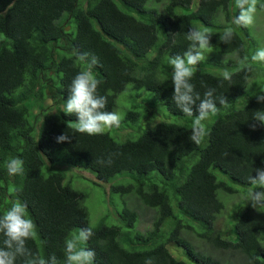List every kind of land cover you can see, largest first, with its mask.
<instances>
[{
	"label": "trees",
	"instance_id": "trees-1",
	"mask_svg": "<svg viewBox=\"0 0 264 264\" xmlns=\"http://www.w3.org/2000/svg\"><path fill=\"white\" fill-rule=\"evenodd\" d=\"M119 1L125 9L114 0H0V214L24 203L37 226L27 246L44 259L55 255L58 264H64L65 240L84 227L94 233L86 244L96 253L94 264H145L149 258L152 264H264V207L239 212L234 238H228L229 226H216L224 208L218 192L237 189L213 170L252 186L248 177L264 169V126L252 116L264 110L256 99L261 90L253 86L264 82V67L251 61L248 29L232 23L235 0H154L150 7L148 0ZM261 4L257 10L264 13ZM190 27L212 33L211 48L238 56L231 84L223 74L195 70L191 83L201 98L215 88L214 96L226 99H217V106H228L200 144L189 138L193 125L149 124L157 103L188 117L172 101V74L161 70L187 50ZM226 27L234 32L228 44L219 39ZM83 53L98 58L90 70L101 81L98 94L107 97L104 111H114L120 93L129 104L120 126L99 135L74 132L77 117L64 113L72 79L89 70ZM246 65L251 71L243 70ZM143 90L154 100L147 127L140 129L141 113L149 110ZM66 132L71 142L58 143ZM110 155V165L97 163ZM12 158L23 161L22 174H8ZM78 168L90 171L98 185L128 177L106 191L123 200L135 196L143 205L130 200L141 212L139 227L136 210L126 203L117 212L120 224L102 217L90 225L87 194L72 185Z\"/></svg>",
	"mask_w": 264,
	"mask_h": 264
},
{
	"label": "clouds",
	"instance_id": "clouds-1",
	"mask_svg": "<svg viewBox=\"0 0 264 264\" xmlns=\"http://www.w3.org/2000/svg\"><path fill=\"white\" fill-rule=\"evenodd\" d=\"M257 4L258 0H235V7L239 11L234 16L232 23L243 28L253 26ZM260 8L264 9V4H261ZM211 35L210 32L190 27L186 34V39L190 42L189 47L183 55H175L169 60L172 67V101L184 115L194 117L189 138L196 144L202 143L203 139L210 135L203 121L208 119L209 114L217 112V99L220 104L226 103L224 97L214 96L215 88H207L203 98H201L200 93L195 90V85L191 83L196 66L206 59L205 51L212 46L210 43ZM233 36V29L226 27L224 32L219 35V39L228 44L232 41ZM79 55L88 65L89 70L78 72L72 79L64 109L65 114H74L77 117L74 132L92 136L103 134L106 129L118 128L121 117L116 112L104 111L108 104L107 97L98 94L101 81L90 70L93 65L98 63V58L88 53ZM251 61L264 63V48L258 49L252 55ZM243 70L251 71V68L246 65ZM223 80L231 84L232 74L225 71ZM256 99L257 102H264V89L256 94ZM197 101H199L196 108L198 115H194L193 105H196ZM252 116L261 126H264V110L253 112ZM252 127L254 128L255 125ZM56 141L58 143L71 142V137L67 132L62 133L56 137ZM112 162L111 155L107 161L103 159L97 161L99 164L107 163L108 165ZM6 167L10 176L24 172L23 161L19 158L10 159ZM256 173V176L248 177V183L253 187L243 198L246 203H250L257 210L258 207H264V169H256ZM36 230L37 226L27 213V206L24 203L17 201L7 211L0 214V264H16L18 258L21 259L22 264H58L55 255L44 259L33 253L27 246V241L35 237ZM93 234L91 227H84L65 240L64 264H94L96 253L93 249L86 247ZM173 254L175 255V253ZM178 258L181 256L179 255ZM145 264H152L151 258L147 259Z\"/></svg>",
	"mask_w": 264,
	"mask_h": 264
},
{
	"label": "rangeland",
	"instance_id": "rangeland-1",
	"mask_svg": "<svg viewBox=\"0 0 264 264\" xmlns=\"http://www.w3.org/2000/svg\"><path fill=\"white\" fill-rule=\"evenodd\" d=\"M85 0H80V3H83ZM117 5L125 9L124 5L119 0H114ZM154 0H148L146 2V6L150 7L153 5ZM164 3V2H162ZM193 24L195 26L199 25L198 21L194 20ZM251 38L252 42H249L247 40V50L248 53L252 55L260 48H264V13H261L257 10L255 15V22L254 25L247 28ZM151 53L148 54L150 56ZM206 59L201 61L195 68L200 69L205 72L213 73V74H223L225 71L232 72L237 68L238 61H237V54L230 52V53H221L218 48H210L209 50L205 51ZM215 60H218L220 63H216ZM169 60L167 61L168 64ZM257 63V62H255ZM260 66L264 67V63H257ZM264 71V70H263ZM162 75H168L172 74V67L166 66L161 70ZM254 87H257L256 90H262L264 89V82L257 83L253 85ZM141 98L145 102H147V105H149V110H144L141 113V119H140V129H144L147 126L148 121L144 123V119L146 116H148L151 108H150V102L154 100V95L152 91L149 90H143L141 93ZM155 106V112H154V118L151 120L152 122H149V124L153 125L157 121H168V122H175L179 124H187V125H193L194 117H182L177 116L175 114L170 113L166 107L161 104L157 103ZM238 101L235 104V107H238ZM129 107L128 102L123 97V94L120 93L116 97V106L114 108L113 112H116L120 115L121 118H123L126 109ZM227 105L223 106H217V112L214 114H209L208 119L203 121V124L208 127L210 123H212L217 116L220 114H223L226 109ZM143 109V108H140ZM157 112V114H156ZM151 119V118H150ZM148 125V126H151ZM111 131L110 129H106L105 131ZM139 133V131H138ZM73 187L85 192L86 198L84 200V205L87 208L88 216H89V223L90 225H95L98 223V221L104 217L106 222L109 224H120L121 221L117 215V212L121 210L124 203H126L129 207L134 208L138 214V218L136 221V228L139 227L141 223V212L135 205L130 203L131 199H135L141 206H143L133 195L127 196L124 200L120 197L119 194L111 193L109 190V186L111 183H127L131 180L128 177H116L112 181L108 183H102L101 185L94 184L93 178L94 175L85 169H74L73 170ZM215 175L217 176V179L223 180L225 182L230 183L233 185L237 191L229 195L227 193H221L218 192L219 198L222 200L224 204V208L222 211L217 215V227H222L223 225L229 226V233L228 238H234L232 233L233 223L236 220L239 212L245 208L246 206H251L250 203H246L245 199L243 198L248 193L249 189L252 186H242L238 184L232 183L224 174L219 172L218 170H213ZM90 178V179H89ZM257 209L261 210L263 207H258ZM145 217L148 219L149 213H144ZM226 218V220H225ZM225 220V222H224ZM226 229V228H225ZM224 228L222 230H225ZM231 234V235H230ZM170 249L173 253H175L176 256L179 257L177 254L176 248L170 246Z\"/></svg>",
	"mask_w": 264,
	"mask_h": 264
}]
</instances>
